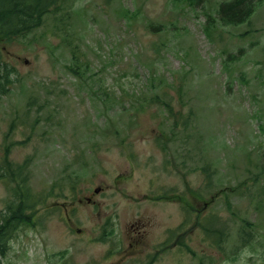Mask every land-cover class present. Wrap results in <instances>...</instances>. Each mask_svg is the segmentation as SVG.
<instances>
[{
	"label": "rangeland",
	"instance_id": "rangeland-1",
	"mask_svg": "<svg viewBox=\"0 0 264 264\" xmlns=\"http://www.w3.org/2000/svg\"><path fill=\"white\" fill-rule=\"evenodd\" d=\"M221 1L70 0L0 41V209L5 159L40 195L2 264H264V0L207 35Z\"/></svg>",
	"mask_w": 264,
	"mask_h": 264
},
{
	"label": "trees",
	"instance_id": "trees-1",
	"mask_svg": "<svg viewBox=\"0 0 264 264\" xmlns=\"http://www.w3.org/2000/svg\"><path fill=\"white\" fill-rule=\"evenodd\" d=\"M258 0H224L221 1L216 9L215 15L207 13V22L204 25V32L209 35V31L216 27L217 22L222 24L238 25L249 19ZM70 0H0V41H11L15 38L25 37L35 29L41 27L46 19L50 18L52 22L65 23L70 15ZM151 28L160 31L161 24L155 25L149 23ZM153 30V29H152ZM72 65L68 68L74 75H81L79 65L77 64L78 55L74 48L71 49ZM77 69V70H76ZM14 66L4 59L0 54V102L2 98L9 92L15 77ZM157 100L161 105L168 107L163 101L160 94H155L148 100L143 99L140 108L144 102ZM172 114L171 109H169ZM190 113L189 116L192 115ZM178 118L173 119L174 126L178 124ZM181 123V122H179ZM177 127V126H176ZM159 136L158 142L164 144L165 138ZM3 175L11 182L9 188L10 197L5 203L4 208L0 209V264L2 258L7 254L14 233L21 226H29L33 223L35 203L40 202V195L32 191L28 183L26 172H24V164L14 165L12 162L4 161ZM259 171L264 173V164H261ZM262 173H254L253 182H257ZM55 183L52 187H55ZM264 194V185L260 188ZM262 194H259L261 196ZM203 221L202 226L207 235H211L213 231L208 228L209 222ZM249 221H245L248 226ZM251 224V223H250ZM244 227V226H243ZM243 229V228H242ZM243 231V230H242ZM247 236L242 235V244L252 239L250 229L247 230ZM243 233V232H242ZM222 237V233H219ZM219 239V237H216ZM245 239V240H243ZM245 241V242H244ZM199 264H203L200 261Z\"/></svg>",
	"mask_w": 264,
	"mask_h": 264
},
{
	"label": "flooded vegetation",
	"instance_id": "flooded-vegetation-1",
	"mask_svg": "<svg viewBox=\"0 0 264 264\" xmlns=\"http://www.w3.org/2000/svg\"><path fill=\"white\" fill-rule=\"evenodd\" d=\"M262 56H263V60H264V54H262ZM263 69H264V64H263ZM86 200L88 202H91L89 197H87ZM89 204H91V203H89ZM79 230L80 229L78 228L77 231H79ZM144 235H145V233L143 232V229H140L139 228L138 230H136L135 232H133V234H131V236H129V237H137V238H135V240H134V245H130V247H132L133 249L126 254L127 255L126 257H130L132 255L131 253L136 252L135 247L139 243V240H140L139 237H144Z\"/></svg>",
	"mask_w": 264,
	"mask_h": 264
},
{
	"label": "water",
	"instance_id": "water-1",
	"mask_svg": "<svg viewBox=\"0 0 264 264\" xmlns=\"http://www.w3.org/2000/svg\"><path fill=\"white\" fill-rule=\"evenodd\" d=\"M263 54H264V50H263Z\"/></svg>",
	"mask_w": 264,
	"mask_h": 264
}]
</instances>
